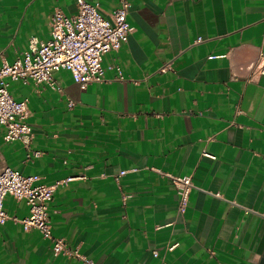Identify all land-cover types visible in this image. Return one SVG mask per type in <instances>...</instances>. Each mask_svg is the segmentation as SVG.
Masks as SVG:
<instances>
[{
    "label": "crops",
    "instance_id": "obj_1",
    "mask_svg": "<svg viewBox=\"0 0 264 264\" xmlns=\"http://www.w3.org/2000/svg\"><path fill=\"white\" fill-rule=\"evenodd\" d=\"M85 1L104 17L119 6ZM128 2L134 31L103 56V82L81 89L65 70L53 75L59 90L9 82L10 95L27 101L30 149L41 155L26 161L0 125V168L48 186L75 177L56 185L48 216L52 235L80 258L55 256L38 231L23 230L14 219L28 207L7 196L0 264H258L264 0ZM55 9L72 15L76 1L0 0V63H12L31 37L47 41ZM166 174L191 179L183 212Z\"/></svg>",
    "mask_w": 264,
    "mask_h": 264
},
{
    "label": "built area",
    "instance_id": "obj_2",
    "mask_svg": "<svg viewBox=\"0 0 264 264\" xmlns=\"http://www.w3.org/2000/svg\"><path fill=\"white\" fill-rule=\"evenodd\" d=\"M75 1L76 12L72 15H65L59 9L53 11L49 20L50 38L47 41L31 37L26 50L12 63L4 60L0 63V125L4 128L3 141L19 142L25 150L26 161L38 158L41 153L30 149L33 133L26 122L27 101H17L10 95L9 82L27 84L32 81L35 85L45 84L50 89L59 90L53 75L65 70L70 72L81 89L91 83H101L104 81L101 66L103 56L110 51H117L134 31L126 21L128 0H119V6L107 17L85 0ZM167 69L166 65L159 72L164 73ZM255 71L264 75V53L259 55ZM117 73L119 80H122L118 68ZM72 106L70 101L68 107ZM204 156L215 159L208 153H204ZM124 174L125 171H121L119 176ZM165 176L175 186L179 195L178 210L183 212L193 188L191 179L170 174ZM73 179L75 177H69L56 185ZM56 185L41 184L39 177L24 176L7 166L0 168V225L9 219L3 208L4 199L10 196L16 201H24L28 207V216L21 220L14 219L23 230L38 231L44 239L50 241L55 256L80 258L76 249L69 248L62 238L54 237L51 232L48 204ZM153 255L157 256V253L154 252Z\"/></svg>",
    "mask_w": 264,
    "mask_h": 264
},
{
    "label": "water",
    "instance_id": "obj_3",
    "mask_svg": "<svg viewBox=\"0 0 264 264\" xmlns=\"http://www.w3.org/2000/svg\"><path fill=\"white\" fill-rule=\"evenodd\" d=\"M258 264H264V250H263V253L261 254V258Z\"/></svg>",
    "mask_w": 264,
    "mask_h": 264
}]
</instances>
